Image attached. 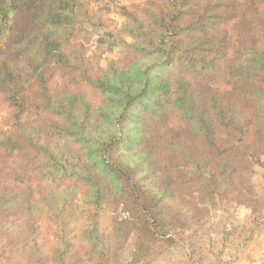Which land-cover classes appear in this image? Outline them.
I'll use <instances>...</instances> for the list:
<instances>
[{
	"label": "trees",
	"instance_id": "1",
	"mask_svg": "<svg viewBox=\"0 0 264 264\" xmlns=\"http://www.w3.org/2000/svg\"><path fill=\"white\" fill-rule=\"evenodd\" d=\"M90 1L0 0V243L15 263L42 223L53 264H108L131 235L126 264H147L207 201L254 207L264 0H107L131 41L94 74L76 42Z\"/></svg>",
	"mask_w": 264,
	"mask_h": 264
},
{
	"label": "rangeland",
	"instance_id": "2",
	"mask_svg": "<svg viewBox=\"0 0 264 264\" xmlns=\"http://www.w3.org/2000/svg\"><path fill=\"white\" fill-rule=\"evenodd\" d=\"M87 3L76 38L79 55L89 72L106 73L124 58L123 40L131 39L120 34L125 18L115 12L111 2ZM251 180L256 193L253 208L229 200L207 201L202 210L181 216L182 228L173 233L175 242L159 246L147 264H264V155L261 163L254 165ZM0 229L1 236L2 226ZM53 230L48 223L32 227L30 232L37 243L19 263L3 256L1 242L0 264H53L58 243ZM135 237L131 235L114 246L108 264H126Z\"/></svg>",
	"mask_w": 264,
	"mask_h": 264
}]
</instances>
